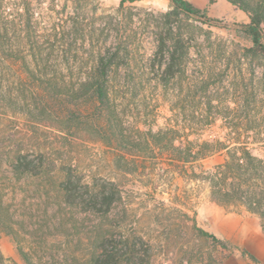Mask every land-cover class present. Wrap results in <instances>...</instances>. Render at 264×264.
<instances>
[{
	"label": "rangeland",
	"instance_id": "obj_1",
	"mask_svg": "<svg viewBox=\"0 0 264 264\" xmlns=\"http://www.w3.org/2000/svg\"><path fill=\"white\" fill-rule=\"evenodd\" d=\"M189 1L223 25L181 15L167 26L170 0H0V264H91L106 233L141 238L145 264H225L239 250L194 230L195 219L217 238L208 215L246 211L211 201L200 180L226 150L188 162L170 154L248 144L264 158V56L250 50L242 10ZM168 29L188 53L176 78L160 82L151 65ZM107 48L126 54L108 86L115 133L97 129L106 121L86 92L53 97L81 88ZM65 108L74 115L60 122ZM21 155L40 172L15 173ZM68 168L83 183L116 184L109 214L65 203Z\"/></svg>",
	"mask_w": 264,
	"mask_h": 264
},
{
	"label": "trees",
	"instance_id": "obj_2",
	"mask_svg": "<svg viewBox=\"0 0 264 264\" xmlns=\"http://www.w3.org/2000/svg\"><path fill=\"white\" fill-rule=\"evenodd\" d=\"M170 1L172 3L171 11L162 16L163 23L167 26H171L173 19H178L181 15L194 16L213 26L223 25L221 20L209 17L207 10L196 7L189 0ZM226 1L247 15L249 23L243 25L242 28L252 44L250 50L264 56V4L262 2L252 3L250 0ZM213 2L214 0H209V3ZM187 53L188 48L184 41L178 38L173 39L170 29L161 32L151 65L158 80L168 82L176 78L182 71ZM125 64V53H122L118 48H107L97 55L92 74L87 77L86 82L81 84V88L78 90L68 88L67 93L64 94L62 91L65 87H57L58 91L53 93V97L57 100L64 95L75 98L78 96L75 94L86 92L89 96L88 100L93 102L95 111H97V118L106 121L97 129H103L105 133L107 131L115 133L111 122L116 111L112 108L108 86L112 75ZM61 110L58 117L60 122L64 119L68 120L74 115L70 108ZM158 137L159 134H156L153 139L157 140ZM171 141L173 140L171 139ZM224 150L227 152L226 161L210 171H202L200 175V180L209 187V199L224 208H243L247 212L259 216L264 231V158L255 154L248 144L232 148L205 145L196 153L187 152L185 154L181 149L173 147L170 156L172 161L188 162L191 159H206ZM161 155H163L162 152ZM182 169L187 175V169ZM13 170L17 174H38L41 164L30 159L27 155H21L13 164ZM60 188L65 203L75 206L83 212L107 215L120 199V192L114 182L104 181L100 185L92 186L77 178L71 168L65 171ZM193 222L194 230L199 235L212 239L217 246L226 248L223 241L198 228L195 219ZM97 238L98 244L91 264H145L147 262L149 249L139 237L118 239L114 234L106 233L98 235ZM143 251L144 253H142ZM251 258L254 259V257Z\"/></svg>",
	"mask_w": 264,
	"mask_h": 264
},
{
	"label": "crops",
	"instance_id": "obj_3",
	"mask_svg": "<svg viewBox=\"0 0 264 264\" xmlns=\"http://www.w3.org/2000/svg\"><path fill=\"white\" fill-rule=\"evenodd\" d=\"M226 3V0H214L213 5L226 6ZM208 218L215 227L217 238L239 249L225 264H264V231L258 216L244 210L227 213L222 209L217 215H208ZM241 251H246V254Z\"/></svg>",
	"mask_w": 264,
	"mask_h": 264
}]
</instances>
